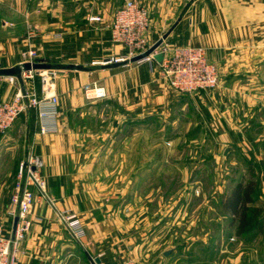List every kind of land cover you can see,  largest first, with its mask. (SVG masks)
Returning a JSON list of instances; mask_svg holds the SVG:
<instances>
[{
  "label": "crops",
  "instance_id": "obj_1",
  "mask_svg": "<svg viewBox=\"0 0 264 264\" xmlns=\"http://www.w3.org/2000/svg\"><path fill=\"white\" fill-rule=\"evenodd\" d=\"M96 1L99 0H0V66H20L22 53L29 48L37 52L39 60L49 62L52 60L50 57L59 55L52 49V43L65 41L64 36L70 31L76 33L72 42L76 47L100 45L97 52L77 50L75 57L115 56L120 49L110 44L105 33L111 23L105 26L88 20L90 15L100 16L101 9L96 6ZM112 1L105 0L107 7L118 4ZM67 5L78 9L72 12ZM80 7H84L87 13L83 26L75 18V12ZM112 8V12L105 8L104 13H114L116 9ZM178 19H181L180 22L163 46L173 43L174 46L205 47L209 60L218 66L220 77V84L215 90L191 96L182 103L183 109L188 108L197 97L203 118L201 124L208 126L207 118H210L209 121L216 119L215 123L234 130L227 131L232 137L230 139H225L227 136L224 137L220 129L217 132V141L228 142L233 158L240 153L238 143L242 139L254 143L250 149L253 157H264V0H193L183 16H178L166 26L164 34ZM87 30L95 34L88 38L83 34ZM95 61L89 59L86 63L92 65ZM85 65H79L85 70H76L78 75L63 73L57 83L58 90L55 89L61 99L57 133L40 134L36 117L31 111L21 116L6 134L0 135V154L17 165L30 157L36 158L42 163L40 173L46 177L48 198L33 188L37 202L29 216V229L20 243V264H93L87 254L93 259L99 258L100 264H108V259L111 256V259H116V254H120L127 244L125 234L128 227L124 216L114 212L99 196L95 197V193H89L93 185L81 176L94 169L80 163L84 154L79 147L80 137L70 130V126L73 117L80 112L85 114L104 104L100 100L88 101L85 98L86 85L94 82L101 84L108 93V99H111L109 104L105 103L108 108L119 106L135 111L139 117H143V110H150L151 113L163 110L169 115L181 106L175 92L160 80L156 62L128 64L117 69ZM16 90L14 86L6 88L5 83H0V100H11ZM208 110L211 117H207V113L202 114ZM226 111L229 114L226 115ZM239 127L247 128L246 137L240 136ZM201 139L205 141L207 137ZM85 154L88 156L90 152ZM4 169L7 168L0 166V173H4ZM15 191L13 182L5 200L0 188V206L6 214L3 223L8 235L13 233L14 219L9 212ZM64 213L76 215L85 226L86 237L81 242L73 238L62 222L60 214ZM129 248L132 250V245Z\"/></svg>",
  "mask_w": 264,
  "mask_h": 264
},
{
  "label": "rangeland",
  "instance_id": "obj_2",
  "mask_svg": "<svg viewBox=\"0 0 264 264\" xmlns=\"http://www.w3.org/2000/svg\"><path fill=\"white\" fill-rule=\"evenodd\" d=\"M125 1L113 0V4L119 5L109 7L105 0L96 1V6L101 9V23H111L116 12L111 13L112 7L117 10ZM192 1L135 0L149 11L151 46L163 36L167 25L178 16H183ZM67 8L72 12L78 9L69 5ZM105 8L111 12L104 13ZM86 16L84 7L75 12L80 26H83ZM91 32L87 30L83 34L90 38L91 34H95ZM105 33L110 44L120 49L113 57H75L77 50L97 52L100 45L76 47L72 44L76 37L74 31L64 36L65 41L52 43V49L59 54L58 57H50L52 60L49 61L59 70L54 81L57 90L63 73L78 75L76 70L70 72L69 65H76L77 62L85 65L89 59L97 62L103 58H124L125 50L111 41L108 30ZM168 45L174 46L173 43ZM93 63H86L85 66L101 67ZM34 74L33 80L17 78L19 82L12 84L9 78L3 77L0 83H5L6 88L16 87V93L21 86L29 88L35 84L37 93L42 95V74ZM56 93L59 95L58 91ZM175 94L181 106L169 115L163 110L154 113L143 110V117H139L135 111L119 106L108 108L105 103L109 104L111 99L107 97L100 100L104 102L101 106L73 117L70 130L79 135V147L84 152L80 163L94 169L81 175L85 182L93 185L89 193H95V197L99 196L114 212L124 216L128 227L125 234L127 244L120 254H116V259H111L112 256L108 259V264H119L127 259H134L138 264H264V157H253L250 149L254 143L242 139L238 143L240 153L233 158L228 142L217 141L218 129L225 134L224 137L227 136L225 139H230L232 137L227 131L232 128L215 123L216 119L209 121L210 118L206 119L208 126L201 124L203 118L197 97L188 108L183 109L182 104L198 94ZM206 113L207 117H211L209 110L202 112ZM215 114L217 118L218 114ZM33 116L36 117L35 112ZM243 128L239 127V134L246 137L247 128ZM201 137L207 139L203 141ZM86 151L90 155L87 156ZM3 155L0 154V166L7 169L0 173V188L6 200L11 184L14 182L17 186L23 162L14 164ZM7 163L9 167H6ZM44 179L46 181V177ZM241 182L245 185L251 182L257 184L250 211L257 213L254 220L258 221L243 234L238 230L237 218L224 208L226 198ZM4 212L0 206V223L6 217ZM130 245L133 251L129 250ZM167 252H170L168 256L165 255Z\"/></svg>",
  "mask_w": 264,
  "mask_h": 264
},
{
  "label": "built area",
  "instance_id": "obj_3",
  "mask_svg": "<svg viewBox=\"0 0 264 264\" xmlns=\"http://www.w3.org/2000/svg\"><path fill=\"white\" fill-rule=\"evenodd\" d=\"M90 23H101L102 17L89 16ZM111 41L125 50L124 58H111V62H126L145 53L150 47L151 19L147 8L135 0H126L113 16L107 26ZM207 49L202 46H161L156 53L163 55L162 62L155 61L154 56L142 62H156L158 75L172 91L181 95H195L210 91L219 85L218 66L209 60ZM23 63L38 61V54L32 48L22 53ZM107 59L94 62L103 66ZM141 63V62H139ZM59 70L54 69L42 74V95L32 85L29 88L20 87L11 100H0V134H6L21 117L31 111L35 112L37 128L40 134H55L59 131L60 97L55 91V78ZM34 72L23 73L21 80H33ZM13 84L19 82L16 77H9ZM85 98L88 101L103 100L108 93L101 84L94 82L84 87ZM42 163L30 157L20 166L19 180L12 198V209L9 215L19 219L15 235H8L6 227L0 223V264H20V243L24 240L30 221L29 216L37 202L33 188L43 197L46 195V181L40 174ZM65 227L74 239L81 242L86 237L83 223L72 213L60 214ZM119 264H138L134 259H127Z\"/></svg>",
  "mask_w": 264,
  "mask_h": 264
},
{
  "label": "water",
  "instance_id": "obj_4",
  "mask_svg": "<svg viewBox=\"0 0 264 264\" xmlns=\"http://www.w3.org/2000/svg\"><path fill=\"white\" fill-rule=\"evenodd\" d=\"M181 19H178L174 25L155 43L153 44L145 53L138 55L129 61L126 62H111L110 59H107L105 62L106 64L101 66L102 69H117L121 66H125L128 64H135L142 62L146 58H149L150 56H154V59L156 62L160 63L163 60V55L160 53H156L157 50L164 44L165 40L168 38V36L172 33V31L175 29V27L178 25ZM56 69L52 64L49 62H46L45 60H39L36 62H26L23 63L21 66L18 67H12V68H2L0 66V78H9V77H16L19 80H21V76L23 73H28V72H37L44 74L46 71L54 70ZM68 69L70 70H78V71H83L85 70L82 66L79 65H69ZM19 219L16 217L14 219V225H13V233L12 236L15 235L16 228L18 225ZM170 252L165 253L166 256L169 255ZM88 259L93 263V264H100L101 261L99 258H92L90 255H88Z\"/></svg>",
  "mask_w": 264,
  "mask_h": 264
},
{
  "label": "trees",
  "instance_id": "obj_5",
  "mask_svg": "<svg viewBox=\"0 0 264 264\" xmlns=\"http://www.w3.org/2000/svg\"><path fill=\"white\" fill-rule=\"evenodd\" d=\"M256 186L257 184L254 182L247 185L242 182L238 183L224 202L225 210L233 214L239 221L238 230L242 234L256 225L258 221L254 220V215L257 213L250 211V205L254 202Z\"/></svg>",
  "mask_w": 264,
  "mask_h": 264
}]
</instances>
